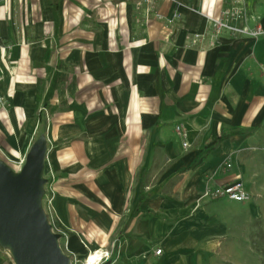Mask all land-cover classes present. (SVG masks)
I'll return each mask as SVG.
<instances>
[{"label":"crops","instance_id":"1","mask_svg":"<svg viewBox=\"0 0 264 264\" xmlns=\"http://www.w3.org/2000/svg\"><path fill=\"white\" fill-rule=\"evenodd\" d=\"M233 4L0 0V161L42 132L73 264H264V36L215 31ZM234 182L249 199L204 195Z\"/></svg>","mask_w":264,"mask_h":264},{"label":"water","instance_id":"2","mask_svg":"<svg viewBox=\"0 0 264 264\" xmlns=\"http://www.w3.org/2000/svg\"><path fill=\"white\" fill-rule=\"evenodd\" d=\"M45 157L43 138L19 171L0 161V244L11 249L16 264H71L42 205Z\"/></svg>","mask_w":264,"mask_h":264},{"label":"built area","instance_id":"3","mask_svg":"<svg viewBox=\"0 0 264 264\" xmlns=\"http://www.w3.org/2000/svg\"><path fill=\"white\" fill-rule=\"evenodd\" d=\"M157 1L158 0H144V2L148 6L149 11L154 9V6ZM177 15L178 14L176 13V16ZM249 17H251L253 20H257L259 18L258 16L248 14V11L245 7L244 0H234V4L232 7L224 9L219 17H210V19L217 33H220L228 29L235 33L248 34L254 37L264 36V24L261 22L257 21L256 25L253 28L249 27L247 24L242 27H238L233 23L236 19L247 21ZM176 131L178 132V134H180L184 138L187 137V132L185 131V128L182 125H178L176 127ZM188 145L189 143L187 141H184V146L187 147ZM24 163H25V159L21 161L20 169ZM227 166L231 167L232 164L228 162ZM53 195H54V190L50 188L49 191H47L46 193L44 211L46 212L49 222L52 225L53 232L61 234V230L55 221V218L53 216V212L51 209ZM204 195L210 198H228V199L235 200V201H244L250 198V195L246 191L245 186L242 182H234V183L222 186V187L207 188L204 192ZM95 252L99 253V258L97 262L93 264H103L104 262L108 261L112 257V252L108 250L104 252H99V251H95ZM161 252H162V249L156 250V254L158 255L161 254ZM71 264H73L72 259H71ZM83 264H90V263H88V260H87V262Z\"/></svg>","mask_w":264,"mask_h":264},{"label":"rangeland","instance_id":"4","mask_svg":"<svg viewBox=\"0 0 264 264\" xmlns=\"http://www.w3.org/2000/svg\"><path fill=\"white\" fill-rule=\"evenodd\" d=\"M43 138H44V136H43L42 132H39V134H38L37 137H36V141H39L40 139H43ZM0 160H1V158H0ZM11 169H12L13 171H15L14 168H11ZM15 172H16V171H15ZM1 246H2L4 249H6L9 258L11 259L12 264H16L11 249H10L8 246H4V245H2V244H1Z\"/></svg>","mask_w":264,"mask_h":264},{"label":"bare ground","instance_id":"5","mask_svg":"<svg viewBox=\"0 0 264 264\" xmlns=\"http://www.w3.org/2000/svg\"><path fill=\"white\" fill-rule=\"evenodd\" d=\"M98 258H99V253L93 252L92 254H90V256L88 258V263H90V264L96 263Z\"/></svg>","mask_w":264,"mask_h":264}]
</instances>
